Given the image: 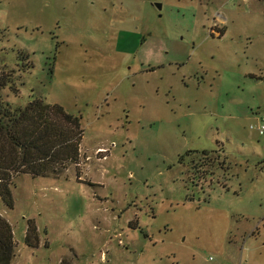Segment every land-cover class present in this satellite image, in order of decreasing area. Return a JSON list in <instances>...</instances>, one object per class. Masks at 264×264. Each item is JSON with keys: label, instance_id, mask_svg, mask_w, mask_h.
<instances>
[{"label": "rangeland", "instance_id": "374dc122", "mask_svg": "<svg viewBox=\"0 0 264 264\" xmlns=\"http://www.w3.org/2000/svg\"><path fill=\"white\" fill-rule=\"evenodd\" d=\"M0 66L12 106L84 130L78 164L0 196L10 264H264V0H0Z\"/></svg>", "mask_w": 264, "mask_h": 264}, {"label": "trees", "instance_id": "16d2710c", "mask_svg": "<svg viewBox=\"0 0 264 264\" xmlns=\"http://www.w3.org/2000/svg\"><path fill=\"white\" fill-rule=\"evenodd\" d=\"M12 82V72L0 66V196L8 206H13L16 176L60 175L70 163L78 164L84 135L80 117L59 104L37 98L26 106H12L2 93ZM204 154L209 156L207 151ZM25 243L33 248L39 246V228L34 219L27 223ZM14 248L13 228L0 213V264L11 263ZM59 264L76 263L72 257L64 256Z\"/></svg>", "mask_w": 264, "mask_h": 264}, {"label": "crops", "instance_id": "0c3cea01", "mask_svg": "<svg viewBox=\"0 0 264 264\" xmlns=\"http://www.w3.org/2000/svg\"><path fill=\"white\" fill-rule=\"evenodd\" d=\"M212 19L214 21L213 26L215 27H213V30L215 31V34L218 37L227 35L228 18L220 4L215 8ZM257 113L259 112L256 111L253 115L256 117V120H258V118L260 120L261 115ZM244 116L246 117V115Z\"/></svg>", "mask_w": 264, "mask_h": 264}, {"label": "built area", "instance_id": "2783aa9c", "mask_svg": "<svg viewBox=\"0 0 264 264\" xmlns=\"http://www.w3.org/2000/svg\"><path fill=\"white\" fill-rule=\"evenodd\" d=\"M259 122H260L258 126L259 132L261 134H264V115H261Z\"/></svg>", "mask_w": 264, "mask_h": 264}, {"label": "water", "instance_id": "95a60500", "mask_svg": "<svg viewBox=\"0 0 264 264\" xmlns=\"http://www.w3.org/2000/svg\"><path fill=\"white\" fill-rule=\"evenodd\" d=\"M156 5H157V7L159 8V9H161L162 8V4L161 3H156Z\"/></svg>", "mask_w": 264, "mask_h": 264}, {"label": "flooded vegetation", "instance_id": "af4514ba", "mask_svg": "<svg viewBox=\"0 0 264 264\" xmlns=\"http://www.w3.org/2000/svg\"><path fill=\"white\" fill-rule=\"evenodd\" d=\"M212 28H213V26H212Z\"/></svg>", "mask_w": 264, "mask_h": 264}]
</instances>
